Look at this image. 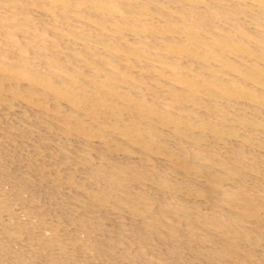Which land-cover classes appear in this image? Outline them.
I'll return each mask as SVG.
<instances>
[{"label":"bare ground","instance_id":"6f19581e","mask_svg":"<svg viewBox=\"0 0 264 264\" xmlns=\"http://www.w3.org/2000/svg\"><path fill=\"white\" fill-rule=\"evenodd\" d=\"M0 264H264V0H0Z\"/></svg>","mask_w":264,"mask_h":264}]
</instances>
